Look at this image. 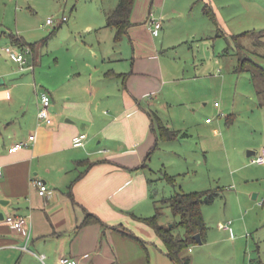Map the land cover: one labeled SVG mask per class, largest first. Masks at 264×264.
I'll use <instances>...</instances> for the list:
<instances>
[{"label":"crops","instance_id":"0c3cea01","mask_svg":"<svg viewBox=\"0 0 264 264\" xmlns=\"http://www.w3.org/2000/svg\"><path fill=\"white\" fill-rule=\"evenodd\" d=\"M205 1L218 9L216 0ZM137 8L135 3L131 20H138ZM113 9L104 12L105 20H91L87 27L106 29L107 14ZM145 14L148 20L147 8ZM130 27L132 63L127 61L126 46L116 49L115 30L109 26L106 33L96 32L99 48L92 50L91 58L70 66L61 84L54 80L49 87L37 86L35 56L34 67L27 69L34 78V93L25 71L20 80L5 84L4 78L0 83L1 255L7 251L24 264H58L62 255L75 257L79 264H174L161 237L144 220L160 204L153 193L148 154L159 138V122L181 135L160 141L158 150L192 134L173 125L159 105L161 96L165 106L176 105L171 93L164 91L167 82L180 78L170 76L163 61L164 43L147 41L137 32L142 28L156 36L164 23L156 34L148 23ZM5 73L0 71V76ZM45 90L52 97L50 124L38 115L40 93ZM33 132L36 138L28 146L12 149ZM82 132L87 140L75 146L73 139ZM35 176L47 181V194L32 184ZM88 212L101 221L83 224ZM11 213L30 215L29 250L23 247L27 234L4 221ZM127 229L146 242L128 235Z\"/></svg>","mask_w":264,"mask_h":264},{"label":"rangeland","instance_id":"374dc122","mask_svg":"<svg viewBox=\"0 0 264 264\" xmlns=\"http://www.w3.org/2000/svg\"><path fill=\"white\" fill-rule=\"evenodd\" d=\"M118 1L0 0V71H6L0 77L8 84L22 79L25 71L34 93V78L27 69L35 56L37 86L49 87L54 80L61 84L70 66L90 59L92 50L99 48L96 32L110 30L105 25L106 29L93 31L87 24L105 20L104 12ZM216 2L218 9L212 4L208 8L213 18L205 0H136L138 20H131L132 26L149 24L148 15L143 16L146 8L147 14L152 11L164 19V28L156 36L142 28L137 32L147 41L154 38L164 43L163 61L169 74L180 77L167 82L164 91L171 93L176 105L165 106L163 96L159 105L173 125L192 134L157 149L149 159L153 167L149 172L160 204L163 195L177 191L217 189L219 193L213 202L203 204L208 228L205 241L187 250L190 264H252L264 261V163L253 161L255 154L248 155L250 149L258 154L264 147V75L239 70L237 53L251 56L264 67V0ZM49 17L52 23H47ZM217 24L225 36L217 35ZM246 31L239 38L243 46L239 50L232 34ZM12 34L27 41L23 70L6 51L8 46L18 47ZM129 34L127 41L115 44L118 50L126 46L127 61L132 63L134 40ZM207 117L212 122H206ZM163 206L162 222L179 220L167 204ZM228 220H232L233 234L220 227ZM0 264L24 263L5 251Z\"/></svg>","mask_w":264,"mask_h":264},{"label":"trees","instance_id":"16d2710c","mask_svg":"<svg viewBox=\"0 0 264 264\" xmlns=\"http://www.w3.org/2000/svg\"><path fill=\"white\" fill-rule=\"evenodd\" d=\"M136 0H119L116 7L107 14V25L115 30V42H120L123 37L128 34L129 27L132 25L131 15L135 6ZM209 6L206 5L208 10ZM209 11V10H208ZM211 16L215 18L214 13L209 11ZM217 23V20H215ZM217 35H225L220 26L217 24ZM249 31L232 34V38L239 43V38L246 35ZM264 35V31L261 32ZM12 39L17 44H27V41L22 35L12 34ZM229 47V46H228ZM226 47V51L230 48ZM237 53V52H236ZM257 53V51H256ZM238 56V69L248 70L251 69L253 76H257L258 73L264 75V67L256 62L251 56H242L241 53H237ZM264 106V102H262ZM160 135L148 154V157L158 148L160 141L172 140L181 135L180 131L174 129L163 122H159ZM184 135V134H183ZM217 189H206L200 191H177L170 196H164L161 198L162 204L156 205V213L144 218V220L151 225L156 233L161 237L165 244V252L174 262V264H190L191 257L188 254V249L191 245L198 243L195 238V234L200 232L203 241H205V234L207 232V223L205 221L203 213V204L211 203L218 195ZM158 203V200L156 201ZM163 204H167L174 215L179 216V220L174 221L172 224L161 222L160 218L163 215ZM95 221H101V219L94 213L88 212L85 216L83 224H89ZM127 234L140 240L143 244L146 242L143 238L137 235L134 231L127 229ZM252 264H264L263 260L254 261Z\"/></svg>","mask_w":264,"mask_h":264},{"label":"built area","instance_id":"2783aa9c","mask_svg":"<svg viewBox=\"0 0 264 264\" xmlns=\"http://www.w3.org/2000/svg\"><path fill=\"white\" fill-rule=\"evenodd\" d=\"M63 19H66V16L63 17ZM54 21L53 17H49L47 19V23H52ZM149 27L153 34H156L158 30L162 27L163 19H158L154 16L153 12L150 11L149 13ZM25 44H18V47H10L8 46L6 48V51L8 52V55L15 61L19 62L21 64V68L23 69L26 67L27 59L23 53V50L25 48ZM30 68H33L34 65L28 66ZM52 102V97L48 91H42L40 93V106H39V119L44 123H52L53 118L50 112V105ZM216 105H219V102H216ZM220 115L223 114V112L219 113ZM212 118L208 117L207 121H211ZM87 133H80L76 135L73 139V144L75 146H81L84 145L87 140ZM36 138V134L30 133L26 139L20 140L15 142L13 144L12 149H18L24 146H28L32 141H34ZM253 161L264 163V147L262 148L261 152L258 154H255V157L253 158ZM32 184L35 185L38 188V191L40 194L45 195L47 194L50 189L47 181H45L43 178L35 176L32 178ZM4 221L11 226L12 229L16 231L23 232L27 234V241L24 244V249L29 250V242L31 240V230L28 229L27 224H29L30 221V215H22V214H7L4 218ZM220 227H222L224 230L229 231L233 234V227H232V220H228L226 222L220 223ZM40 257L42 259L45 258V254H40ZM58 264H79L78 260L75 257L69 256V255H62L58 258Z\"/></svg>","mask_w":264,"mask_h":264},{"label":"water","instance_id":"95a60500","mask_svg":"<svg viewBox=\"0 0 264 264\" xmlns=\"http://www.w3.org/2000/svg\"><path fill=\"white\" fill-rule=\"evenodd\" d=\"M4 82V78L3 77H0V83H3ZM254 154H256V150H253V149H250L249 151H248V155H254ZM257 192L256 193H254V198H256L257 197ZM2 215H3V213H2ZM195 238L198 240V243H203V239H202V235H201V233L200 232H197L196 234H195Z\"/></svg>","mask_w":264,"mask_h":264}]
</instances>
